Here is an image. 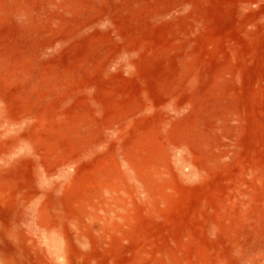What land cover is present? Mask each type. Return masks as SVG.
<instances>
[{
    "label": "rangeland",
    "instance_id": "374dc122",
    "mask_svg": "<svg viewBox=\"0 0 264 264\" xmlns=\"http://www.w3.org/2000/svg\"><path fill=\"white\" fill-rule=\"evenodd\" d=\"M0 264H264V0H0Z\"/></svg>",
    "mask_w": 264,
    "mask_h": 264
}]
</instances>
